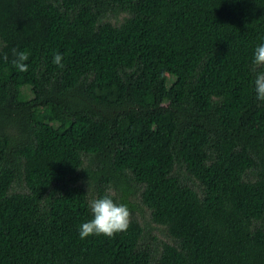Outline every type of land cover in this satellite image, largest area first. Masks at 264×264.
<instances>
[{"label":"trees","instance_id":"16d2710c","mask_svg":"<svg viewBox=\"0 0 264 264\" xmlns=\"http://www.w3.org/2000/svg\"><path fill=\"white\" fill-rule=\"evenodd\" d=\"M260 44L264 0H0V264H264Z\"/></svg>","mask_w":264,"mask_h":264},{"label":"clouds","instance_id":"9594fccd","mask_svg":"<svg viewBox=\"0 0 264 264\" xmlns=\"http://www.w3.org/2000/svg\"><path fill=\"white\" fill-rule=\"evenodd\" d=\"M16 59L12 62L18 72H27L28 64L25 63L29 59L27 52L12 49ZM4 61L8 60L7 53L2 56ZM63 56L56 53L53 57V64L63 67ZM256 66H264V44L256 47L254 52V61ZM255 91L257 99L264 101V72H259L255 79ZM111 189H109V192ZM90 209L94 218L88 222H84L79 226V236L86 239L92 235H104L113 237L115 234L126 231L130 223V210L125 204H117L111 195L106 194L103 198L93 200Z\"/></svg>","mask_w":264,"mask_h":264},{"label":"rangeland","instance_id":"374dc122","mask_svg":"<svg viewBox=\"0 0 264 264\" xmlns=\"http://www.w3.org/2000/svg\"><path fill=\"white\" fill-rule=\"evenodd\" d=\"M169 94L172 95L173 93L172 92H169ZM66 134L67 135H71V136L73 135V133L71 131H66ZM137 204L139 205V208H136L135 209L136 212L138 211L137 213H139V214H140V211L144 212L146 214V218L149 219V211H148V209L142 210L141 201H140L139 198H137ZM150 223L152 225V222H150ZM154 232H160V231L158 229H155ZM158 237L161 238V239L162 238H165V239L167 238V236L165 235V233H163V234L162 233H159V236Z\"/></svg>","mask_w":264,"mask_h":264}]
</instances>
